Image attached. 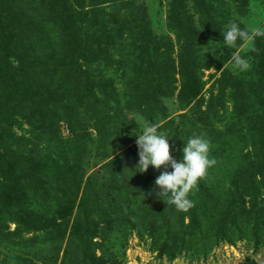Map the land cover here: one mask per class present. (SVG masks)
<instances>
[{"label": "trees", "instance_id": "1", "mask_svg": "<svg viewBox=\"0 0 264 264\" xmlns=\"http://www.w3.org/2000/svg\"><path fill=\"white\" fill-rule=\"evenodd\" d=\"M166 5L156 34L143 0H0V247L18 264H120L133 233L169 261L220 242L264 246V37L242 52L250 70L234 71L222 31L244 26L247 0ZM210 67L220 73L206 98ZM173 97L185 110L175 117L162 102ZM144 122L161 124L177 162L194 133L211 141L217 163L188 212L153 192L164 167L136 173L130 131ZM93 158L106 161L87 173Z\"/></svg>", "mask_w": 264, "mask_h": 264}, {"label": "clouds", "instance_id": "2", "mask_svg": "<svg viewBox=\"0 0 264 264\" xmlns=\"http://www.w3.org/2000/svg\"><path fill=\"white\" fill-rule=\"evenodd\" d=\"M222 35L223 44L234 49L229 61L232 69L239 72L249 71L251 57L246 58L242 52L246 47L249 51H256L254 47L249 46L257 37H264V25L244 24L241 27L240 23L231 22L227 25V29L222 31ZM162 102L166 106L171 105L169 98H162ZM160 129L159 122H144L139 134L133 132V135L138 137L136 143L139 149L136 173H146L149 166H154L157 170L164 167L165 171L155 180L159 191L154 188L153 192L168 207L174 206L178 212H188L194 207V201L189 198V194L194 189L198 190V181L204 178L208 169L217 163L216 159L210 156L211 141L202 134L194 133L185 141L182 160L177 162L172 155L170 135ZM168 166H171L173 171H167Z\"/></svg>", "mask_w": 264, "mask_h": 264}, {"label": "rangeland", "instance_id": "3", "mask_svg": "<svg viewBox=\"0 0 264 264\" xmlns=\"http://www.w3.org/2000/svg\"><path fill=\"white\" fill-rule=\"evenodd\" d=\"M144 5L146 7L148 17L151 21V26L154 32L157 34L166 32V0H143ZM245 13H236L235 16L243 23L249 25H264V0H247ZM173 36L172 33H170ZM219 48L222 45H218ZM229 65H231L229 63ZM220 70H216L214 67H210L209 69L204 70L203 79L205 81V87L203 90L204 96L207 98L209 96V90L212 85H214V81L216 77H218ZM115 85L119 90H123L125 86V81L116 76ZM215 87V86H214ZM214 89V93H216V89ZM208 90V91H207ZM170 99V98H169ZM171 105L168 106L171 116H176V114L183 112L185 110H180L177 106V101L175 97L171 98ZM226 107L228 110L231 108V102L227 101ZM227 113V112H226ZM127 115L130 118H134L137 123L141 122V118L136 115V112L127 111ZM227 116L223 115L221 119L216 124L218 127L222 128L224 123L228 120ZM143 125V124H142ZM141 127L133 128L135 130L134 134H139L142 129ZM24 128H27V125H23ZM17 131H20L17 129ZM133 134V132L130 131ZM129 132L127 135L129 136ZM60 134L64 137L69 135L68 127L65 123H60ZM95 134V133H94ZM137 136L134 135L133 140L129 143L131 146L136 140ZM250 142L246 140V143H242L245 145L243 148V152L249 150L251 145ZM114 149L116 150V154L120 153L125 149V147H121L119 145H115ZM106 160L102 158H93L89 164L90 168L87 173H90L95 169V171L100 167ZM95 165V166H94ZM94 166V167H93ZM148 170H157L154 166H149ZM162 170V167L160 171ZM87 176V174L85 175ZM9 230H13L15 224L12 221L8 222ZM32 236V233L25 234V237ZM150 239L147 236L144 239L139 238L135 233L131 234L128 237V241L125 245V256L122 259L120 264H264V246H259V248L254 249L252 242L247 239L236 240L235 243L229 244L226 242H220L218 245L213 246L203 257V255H199L197 258L191 256V249L189 252H183L178 255L172 261L167 260L166 256L159 257L157 256L156 251H152L149 249ZM34 264H43L40 260L36 258L32 259ZM18 264L14 259V253L11 252L10 248H5L4 245L0 247V264ZM59 264V261L56 262Z\"/></svg>", "mask_w": 264, "mask_h": 264}]
</instances>
